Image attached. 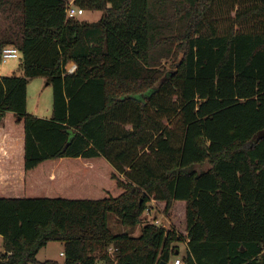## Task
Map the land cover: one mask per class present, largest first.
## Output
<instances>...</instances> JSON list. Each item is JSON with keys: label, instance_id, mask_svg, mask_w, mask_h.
I'll return each instance as SVG.
<instances>
[{"label": "trees", "instance_id": "16d2710c", "mask_svg": "<svg viewBox=\"0 0 264 264\" xmlns=\"http://www.w3.org/2000/svg\"><path fill=\"white\" fill-rule=\"evenodd\" d=\"M70 2L102 16L67 18ZM0 16V49L17 48L23 71L0 78V120L23 126L18 168L104 160L118 191L0 185V264H34L50 242L63 264L168 263L182 242L184 264H264V0H0ZM33 78L52 87L48 119L27 114ZM150 202L184 235L151 221L138 237L109 230V214L135 227Z\"/></svg>", "mask_w": 264, "mask_h": 264}, {"label": "rangeland", "instance_id": "374dc122", "mask_svg": "<svg viewBox=\"0 0 264 264\" xmlns=\"http://www.w3.org/2000/svg\"><path fill=\"white\" fill-rule=\"evenodd\" d=\"M102 16L100 11L84 10L83 15L76 16L75 18L88 22L95 23ZM9 22V21H8ZM3 21V17L0 16V27H4V24L8 23ZM172 60H162V67L165 70L171 71ZM69 64L66 66V69ZM23 76L21 68V58L17 57L9 59L5 63L0 61V76L1 78L10 76ZM26 111L27 114L32 116L50 117L52 114V100L53 92L50 84H47L42 78H33L29 80L26 89ZM14 118V117H13ZM15 121V120H14ZM93 164L81 165L80 162H57L53 165L44 163L42 167L36 170V172L30 177L34 182L22 186L17 190L15 195L19 197H62L67 199H98L107 197L105 193L117 196V189L114 187V182L111 180V174L113 170L104 160L92 161ZM85 168V169H84ZM201 169L208 168V165H203ZM199 170V167L197 168ZM115 189V190H114ZM103 196V197H102ZM153 203V202H152ZM148 204L147 215L141 217V222L135 227L122 226L117 218L113 214L108 215L107 224L109 230L114 235H128L130 237H138L141 233V228L145 223L151 221L159 222V226L165 229L173 228L179 234L184 235L185 227L181 217H178L177 212L173 214H165L161 209H157ZM151 210H154L151 212ZM176 210V209H175ZM178 247V256L171 257L168 264H173V261L177 258L182 260L185 254V243L173 244ZM2 252V239L0 238V253ZM63 252V248L60 243L50 242L45 247L41 248L37 253L34 264H43L45 262H55L57 264H63L64 257L60 256Z\"/></svg>", "mask_w": 264, "mask_h": 264}, {"label": "crops", "instance_id": "0c3cea01", "mask_svg": "<svg viewBox=\"0 0 264 264\" xmlns=\"http://www.w3.org/2000/svg\"><path fill=\"white\" fill-rule=\"evenodd\" d=\"M68 64L69 67L72 65V69L74 64ZM68 68L67 71H70V68ZM42 79L45 80L44 78ZM34 117L43 118L37 115ZM44 118L48 119L50 117ZM14 120L15 118H13L11 113H6L0 120V185L1 187H13L16 192L26 184V181H28V184L34 182V179L32 180L30 178L34 172L24 175L20 168H18V165L22 163L21 158L23 155V126L21 123H17L16 120ZM13 166H15V170ZM149 206L155 208L152 202ZM147 211L145 215L148 214ZM153 211L154 210H151V212Z\"/></svg>", "mask_w": 264, "mask_h": 264}, {"label": "built area", "instance_id": "2783aa9c", "mask_svg": "<svg viewBox=\"0 0 264 264\" xmlns=\"http://www.w3.org/2000/svg\"><path fill=\"white\" fill-rule=\"evenodd\" d=\"M65 12H66L67 18H75L76 16H80V15H82L84 13V11L81 8H78V7L74 6L73 5V2H70L68 4ZM17 57H19V51L15 47L5 46V47H3V48L0 49V61L2 63H5L9 59H14V58H17ZM75 69H76V66L75 65L73 66V68H72L71 71H67V69L65 68V70H66V72L68 74L73 73L75 71ZM0 78H1V76H0ZM154 223L156 225L159 224L158 221H154ZM114 251L115 250L113 248H110L108 250V255L111 256V259H113L112 258V255H113V252ZM60 256H63V254L60 253ZM113 264H116V261L115 260H113ZM173 264H184V263H183V261L181 259H179V258L177 259L176 258L173 261Z\"/></svg>", "mask_w": 264, "mask_h": 264}, {"label": "water", "instance_id": "95a60500", "mask_svg": "<svg viewBox=\"0 0 264 264\" xmlns=\"http://www.w3.org/2000/svg\"><path fill=\"white\" fill-rule=\"evenodd\" d=\"M259 135H264V131L260 132ZM176 254H177V252H176ZM159 264H168V263L161 261V262H159Z\"/></svg>", "mask_w": 264, "mask_h": 264}]
</instances>
